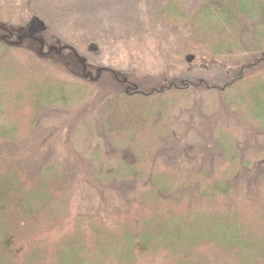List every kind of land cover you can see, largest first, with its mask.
<instances>
[{
    "label": "trees",
    "instance_id": "trees-1",
    "mask_svg": "<svg viewBox=\"0 0 264 264\" xmlns=\"http://www.w3.org/2000/svg\"><path fill=\"white\" fill-rule=\"evenodd\" d=\"M183 1L170 0L163 18L189 29L183 52L197 55L186 63L239 66L234 78L212 87L204 78H120L100 68L104 121L97 131L107 149L71 142L75 162L64 158L42 170L24 147L41 116L72 107L89 88L57 80L30 60L31 42H46L47 27L17 40L27 27L0 22V264H264V0H200L189 12ZM62 48L67 65L81 61ZM248 53L254 58L239 60ZM229 115L239 119L233 124ZM206 120L217 122L216 135L201 140ZM86 129L85 143L96 134ZM253 129L257 146L247 135ZM126 150L133 163L123 160ZM79 166L96 172L101 185L132 184L131 194L104 213L73 211L70 175Z\"/></svg>",
    "mask_w": 264,
    "mask_h": 264
},
{
    "label": "rangeland",
    "instance_id": "rangeland-1",
    "mask_svg": "<svg viewBox=\"0 0 264 264\" xmlns=\"http://www.w3.org/2000/svg\"><path fill=\"white\" fill-rule=\"evenodd\" d=\"M169 1L0 0V22L9 24L13 28L27 27L24 33L20 32L13 38L18 40L19 37L28 35L33 17H38L45 23V27H47V32L44 34L46 42L41 43L35 40L33 45L31 42L32 49L30 50L32 51H30L29 58L33 63L46 68L57 80L85 85L89 88L88 96L84 100L80 102L77 100L69 108L54 107L50 110L51 114H48V117L41 116L39 123L41 126L39 128L37 126L33 134V141L24 146L30 147V151L33 153L31 155L36 157L34 167L42 170L53 161L64 165V158L70 163L75 162V156L71 153L73 148L71 142L79 150L89 147L95 150L100 146L104 149L106 148L105 143L109 145L105 134L98 136L97 131L104 121L99 103L101 101L97 97L96 79L100 68L114 71L120 78L128 77L133 73L145 74L146 72L152 74L163 72V75L168 78L177 77L193 82L204 78L212 87L222 86L234 78L235 73L239 71V66H230L227 71H223L222 64L213 65L210 61H203L200 66L196 63L194 65L186 63L187 57L194 55L196 51L189 48V53L184 55L183 47L185 45L183 42L187 40L189 29L164 20L163 9ZM200 3V0H184L182 5L184 10L189 12ZM62 47L70 48L71 54L80 58L83 64L76 60L72 64L73 66L67 65L62 60L64 53V51L60 52L61 49H64ZM46 54L49 55L45 58L43 55ZM248 58H254V56L248 53L246 56L240 57L239 60L244 61ZM221 62L223 63V61ZM226 63L232 65L233 62ZM223 65L225 64L223 63ZM206 97H203L204 101H206ZM198 98L202 99L199 96ZM217 102L218 100L214 102L215 107ZM218 111L224 112L222 108H219ZM229 116L232 118L229 119V122L233 124L239 119L235 115ZM184 118L185 116L179 112V122L182 125ZM46 119H49L47 124L44 123ZM191 126L194 128L196 125L191 124ZM217 127L218 124L214 120H206L203 126L200 128L198 126V131L201 129L199 138L203 140V138L215 136ZM86 128L91 129L94 134L96 133L92 140L88 138L87 143L83 142L80 137V134L89 137ZM176 131L181 133L184 129L177 126ZM248 134L253 140L255 139L253 145L257 146L256 135L258 134L256 131L253 129ZM251 140H248L249 145H251ZM198 142L202 146L205 145L201 141ZM36 150L41 152V157L36 156ZM123 155L124 161L128 163L135 161L130 150L124 151L121 156ZM109 156L112 161L116 158L112 155ZM109 156H105L109 159L108 161H110ZM248 156L250 157L252 154H248ZM85 161L88 165L90 164L86 155ZM81 164L82 161L80 166ZM80 166L75 170L80 169L77 173H74L73 176L70 175L71 184L73 183L72 186L75 189L74 192L73 190L71 192L72 200H74L72 201L73 211L77 212V208L82 207L85 211L104 213L113 205L118 208L116 205H119L126 196L131 194L132 184L125 181L116 182L121 189L118 192L115 190L114 182H108L106 186H104L105 184L101 185L99 179L96 178V172L92 174L93 171L92 173L85 171ZM103 168L104 166L100 165L101 175ZM261 168L262 166L259 165L258 169ZM257 179L260 181L259 177Z\"/></svg>",
    "mask_w": 264,
    "mask_h": 264
},
{
    "label": "water",
    "instance_id": "water-1",
    "mask_svg": "<svg viewBox=\"0 0 264 264\" xmlns=\"http://www.w3.org/2000/svg\"><path fill=\"white\" fill-rule=\"evenodd\" d=\"M31 27H30V35H34L35 32L38 29H44L45 28V23L43 21H41L38 17H34L30 23ZM194 60L193 56H188L187 57V61L188 62H192Z\"/></svg>",
    "mask_w": 264,
    "mask_h": 264
}]
</instances>
